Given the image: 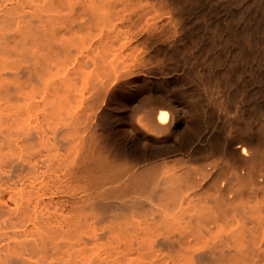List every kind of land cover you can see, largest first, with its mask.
Wrapping results in <instances>:
<instances>
[{
	"label": "bare ground",
	"instance_id": "bare-ground-1",
	"mask_svg": "<svg viewBox=\"0 0 264 264\" xmlns=\"http://www.w3.org/2000/svg\"><path fill=\"white\" fill-rule=\"evenodd\" d=\"M0 264H264V0H0Z\"/></svg>",
	"mask_w": 264,
	"mask_h": 264
},
{
	"label": "rangeland",
	"instance_id": "rangeland-1",
	"mask_svg": "<svg viewBox=\"0 0 264 264\" xmlns=\"http://www.w3.org/2000/svg\"><path fill=\"white\" fill-rule=\"evenodd\" d=\"M176 28H174L172 34L174 35V37H176L178 39L177 43L179 46H186L187 43H189V39L190 36H192L193 30L194 28H196V25H175ZM130 28V27H128ZM163 33V31H162ZM209 39L206 37H199V39L196 41L195 44H191L189 43V52L188 54H192L193 52H198V51H202L205 46L208 44ZM162 41H159L158 45H161ZM163 45V44H162ZM165 46V45H164ZM167 47V46H165ZM219 52V47L214 48L213 50H208V51H204L203 58L208 59L212 54L214 53H218ZM223 67V64H220L219 66L216 67V70H221ZM254 72V66H253V62L250 61L249 63L246 64L245 66V70H244V74L243 77L238 79V80H234L232 89L234 90L235 88L241 86L243 83H245L247 80H249L252 77V74ZM172 78L169 75V79ZM184 80V75H180L179 76V82L182 83ZM132 81L135 85L136 88H141L144 87L146 91H148L150 89V83H143L141 80V76H136L132 78ZM189 86V85H188ZM190 86H198V88H200L201 90V86L200 85H196V83H190ZM257 89V83L253 82V81H249L247 83V87H246V91L247 92H251ZM206 101V99L204 100ZM188 108V106H187Z\"/></svg>",
	"mask_w": 264,
	"mask_h": 264
}]
</instances>
